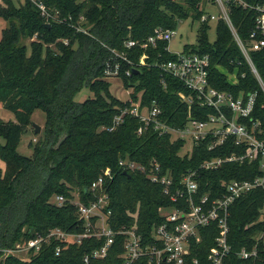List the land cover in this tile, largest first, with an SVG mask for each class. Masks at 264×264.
I'll return each instance as SVG.
<instances>
[{
	"label": "trees",
	"instance_id": "obj_1",
	"mask_svg": "<svg viewBox=\"0 0 264 264\" xmlns=\"http://www.w3.org/2000/svg\"><path fill=\"white\" fill-rule=\"evenodd\" d=\"M41 1L52 12L58 11L60 19L48 23L32 0H4L5 5L0 6V19L6 22L0 36V106L15 116V121L0 118V137L4 139L0 142V264H87L84 256L100 247L102 240L85 239L81 245L65 247L53 239L31 261L14 255L3 258L2 250L53 228L81 231L77 207L70 202L59 206L52 199L56 195L73 198L77 193L88 203L95 196L87 188L107 168L115 173L107 186L111 225L115 229L137 226L144 243H153L154 226L165 220L163 210L177 203L163 193L161 184L138 170L126 171L120 161L129 159L148 165L156 158L163 173L179 181L204 161L233 152L241 154L245 146H236L231 138L225 145L209 150L208 144L201 142L186 154L182 153L185 141L175 140L170 134H160L153 127L139 134L143 123L138 116L126 113L121 123L115 122L116 116L139 101L141 107L156 103L162 109L163 120L174 127L185 126L190 117L207 119L212 110L184 101L179 93H192L161 68L160 64L175 58L167 50L169 42L161 40L147 49L140 45L128 48L126 42L144 41L157 27L176 29L179 21L200 20L212 0ZM256 15L252 10L231 7L230 17L244 42L249 40ZM209 29L210 23H202L197 44L187 45L185 51L210 54L211 81L216 88L235 96L257 94L252 118L264 131V91L250 64L223 19L217 22L214 42L209 39ZM112 49L128 57V61L120 59L119 75L125 88L133 90L126 101L111 92L112 84L106 78L108 61H115ZM145 52L148 57L142 65L140 58ZM250 55L264 78V49L251 51ZM217 65L236 71L239 82H230ZM40 109L46 115L44 128L37 134L33 154L26 156L18 146L33 124V114ZM247 123L252 124L250 119ZM259 166L260 161L232 162L217 170H203L200 194H210L211 200L221 197L228 182L255 177L260 173ZM229 226V242L236 252L225 264H264V243L259 240L264 231V188L235 200ZM201 235L202 240L193 243L184 264H211L208 256L219 235L217 224L202 227ZM123 241L122 235L117 236L108 256L89 264H123ZM59 246L62 249L57 254ZM255 246L260 250L258 258L238 256L243 247ZM135 264H147V258Z\"/></svg>",
	"mask_w": 264,
	"mask_h": 264
},
{
	"label": "built area",
	"instance_id": "obj_2",
	"mask_svg": "<svg viewBox=\"0 0 264 264\" xmlns=\"http://www.w3.org/2000/svg\"><path fill=\"white\" fill-rule=\"evenodd\" d=\"M40 9L42 16L49 23L51 20H59V12H52L41 0H32ZM221 9V14L206 12L200 18L202 23L218 22L223 19L229 26L234 39L241 49L245 59L250 64L252 72L256 76L261 88L264 91V78L256 68L250 52L264 49V0H212ZM5 5L0 0V6ZM235 5L244 10L257 12L255 25L251 31L248 42H244L235 27L231 17V7ZM176 29H165L157 27L144 41L130 39L126 42L128 48L140 45L147 49L149 45H156L163 40L169 42ZM169 47V46H168ZM167 47V50L169 48ZM115 61H108L105 74L106 78L120 79L122 70L120 59L128 61L125 52L112 49ZM173 53V52H172ZM175 58L160 64L161 68L183 82L185 87L192 93L190 95L180 92L181 98L190 105L198 103L201 107L210 108L212 111L205 120L190 117L183 127H174L168 124L161 117L162 109L154 103L152 107H141L140 101L132 109L124 110L121 115L115 117L116 124L123 121L126 113L138 116L143 123L139 128V134L148 127H153L160 134H170L175 140L191 143L192 149L186 151L191 154L196 145L201 142L208 144L209 150L223 146L229 139H233L236 146H245L241 154L236 152L225 157L211 158L193 170L185 173L179 181H176L170 173H163L162 164L153 158L149 164L137 163L124 159L120 165L127 171H140L154 182L162 186L163 193L172 202L177 203L170 209L163 210L165 220L154 226L153 243L145 244L142 234L137 226H127L115 229L111 225L112 210L110 208L111 198L107 192V186L114 180L115 173L111 168L105 169L101 175L87 188L94 195V199L85 203L77 197L67 198L64 195H56L53 203L63 206L67 202L77 207L79 220L82 221V230L78 232L65 231L61 228H53L48 233L35 235L27 240L16 243L13 247L4 248L3 258L14 255L23 261H31L32 256L39 253L45 244L53 239L63 243L65 247L70 245H81L85 239L95 238L102 240L103 244L93 249L84 256V262L89 264L95 260L105 259L117 236L122 235L123 253L121 258L123 264H135L141 258H147V264H184L191 254L194 242L202 240L201 228L209 227L216 223L219 235L215 239V245L211 247L208 259L211 264H225L227 258L232 255L234 249L229 242V217L230 208L237 198L249 192L264 188V131L253 121L257 94L242 93L235 96L233 92L216 88L211 81L212 58L210 54H199L196 52L181 51L174 53ZM146 52L142 54L140 63L146 64ZM227 74L233 84L239 82L237 72H230L225 67L217 65ZM236 69V68H235ZM126 74L131 76V71ZM242 76H245L243 73ZM250 119L251 125L247 123ZM113 129V128H111ZM260 161V173L251 179H234L227 183L226 192L223 196L211 200L210 194H200V177L203 170H217L227 163H255ZM185 202L184 205H181ZM180 204V206H179ZM259 240L264 243V231L260 234ZM61 246L57 254L61 252ZM26 251L28 256L22 258L19 253ZM238 256L242 259H256L260 255L257 246L249 249L243 247ZM198 263L197 259H194Z\"/></svg>",
	"mask_w": 264,
	"mask_h": 264
},
{
	"label": "rangeland",
	"instance_id": "obj_3",
	"mask_svg": "<svg viewBox=\"0 0 264 264\" xmlns=\"http://www.w3.org/2000/svg\"><path fill=\"white\" fill-rule=\"evenodd\" d=\"M24 0H19V3H23ZM206 12L214 13L217 15L221 14V9L215 3H209L206 5ZM6 27V22L3 19H0V36L2 29ZM201 27V22L199 20H195L193 18H188L182 21H179V24L176 28L177 33L173 36V38L169 41V50L173 53H178L185 50L187 45L197 44L198 33ZM209 39L211 42H214L217 37V22H210V29L208 30ZM112 84L111 92L120 98L123 101L130 99V94L132 93V89H127L123 85V82L120 79H112L108 78ZM91 95H93L91 93ZM0 118L5 121H15V116L12 112L5 109L3 106H0ZM33 123L40 125L43 131L44 124L46 121V115L43 110H37L32 117ZM41 131V133H42ZM40 134V133H39ZM38 139L37 133H35V129L32 125H29L26 132L23 134L22 140L18 146V151L26 156H31L33 154V147ZM0 142L4 143V139L0 137ZM192 144L187 143L182 150V153H185L188 150L192 149ZM3 166V164L1 163ZM75 197L78 196L77 193H74ZM53 200V199H52ZM18 243V242H17ZM19 256L24 258L28 256L26 251L19 253Z\"/></svg>",
	"mask_w": 264,
	"mask_h": 264
},
{
	"label": "water",
	"instance_id": "obj_4",
	"mask_svg": "<svg viewBox=\"0 0 264 264\" xmlns=\"http://www.w3.org/2000/svg\"><path fill=\"white\" fill-rule=\"evenodd\" d=\"M33 127H34V129H35V133H37V134L41 133L42 128H41L40 125H37L36 123H33ZM64 140H65V137L59 139V141H58L57 144H56V147H57V148L60 147V145L64 142Z\"/></svg>",
	"mask_w": 264,
	"mask_h": 264
}]
</instances>
